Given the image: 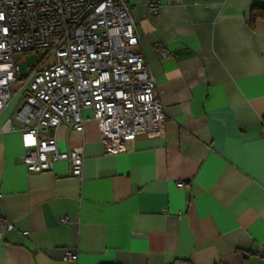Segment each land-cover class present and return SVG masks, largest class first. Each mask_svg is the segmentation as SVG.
Returning a JSON list of instances; mask_svg holds the SVG:
<instances>
[{"label":"crops","instance_id":"0c3cea01","mask_svg":"<svg viewBox=\"0 0 264 264\" xmlns=\"http://www.w3.org/2000/svg\"><path fill=\"white\" fill-rule=\"evenodd\" d=\"M127 2L165 136L108 154L86 109L82 132L44 134L84 155L82 176L67 160L33 172L21 133L1 129L14 100L0 115V215L13 224H0V264H264V19L249 23L264 0Z\"/></svg>","mask_w":264,"mask_h":264},{"label":"built area","instance_id":"2783aa9c","mask_svg":"<svg viewBox=\"0 0 264 264\" xmlns=\"http://www.w3.org/2000/svg\"><path fill=\"white\" fill-rule=\"evenodd\" d=\"M159 8L156 1L149 4L152 13ZM26 52L40 58L21 76L19 60ZM20 77L25 81L12 94ZM14 100L17 107L1 129L21 133L20 163L33 172L67 160L71 174L82 176L84 155L59 150L56 136L44 134L62 124L82 132L86 109L108 154L128 150L139 134L166 133V108L139 50L127 0H0V115ZM177 186L188 184L178 181ZM0 224L13 228L2 215ZM75 257L66 251L65 259Z\"/></svg>","mask_w":264,"mask_h":264},{"label":"rangeland","instance_id":"374dc122","mask_svg":"<svg viewBox=\"0 0 264 264\" xmlns=\"http://www.w3.org/2000/svg\"><path fill=\"white\" fill-rule=\"evenodd\" d=\"M40 56L35 54V52H26L21 54V58L19 60L20 66V75L24 76L27 74V69L29 66H33L37 63ZM25 81V78H21L17 84L12 85V94L17 90V88Z\"/></svg>","mask_w":264,"mask_h":264},{"label":"trees","instance_id":"16d2710c","mask_svg":"<svg viewBox=\"0 0 264 264\" xmlns=\"http://www.w3.org/2000/svg\"><path fill=\"white\" fill-rule=\"evenodd\" d=\"M259 19H264V4H256L252 6L249 17L250 26L254 27Z\"/></svg>","mask_w":264,"mask_h":264}]
</instances>
